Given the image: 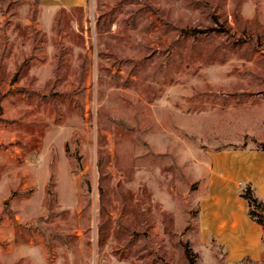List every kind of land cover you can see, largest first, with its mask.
Masks as SVG:
<instances>
[{"label": "rangeland", "instance_id": "obj_1", "mask_svg": "<svg viewBox=\"0 0 264 264\" xmlns=\"http://www.w3.org/2000/svg\"><path fill=\"white\" fill-rule=\"evenodd\" d=\"M263 144L264 0H0V264H264L200 229Z\"/></svg>", "mask_w": 264, "mask_h": 264}, {"label": "crops", "instance_id": "obj_2", "mask_svg": "<svg viewBox=\"0 0 264 264\" xmlns=\"http://www.w3.org/2000/svg\"><path fill=\"white\" fill-rule=\"evenodd\" d=\"M47 7L84 6L88 0H41ZM202 198L200 229L212 235L227 252L228 260L259 259L264 251L263 225L249 216L248 203L239 194L240 184H251L264 198V150L235 149L218 155Z\"/></svg>", "mask_w": 264, "mask_h": 264}, {"label": "trees", "instance_id": "obj_3", "mask_svg": "<svg viewBox=\"0 0 264 264\" xmlns=\"http://www.w3.org/2000/svg\"><path fill=\"white\" fill-rule=\"evenodd\" d=\"M260 149L264 150V144L260 147ZM239 194L244 199H246L248 203L249 216L252 218V220L262 225L263 219L261 217V213L258 211V208L264 202L259 201V197L256 193L255 188L251 184L247 183L246 185L240 188ZM186 253L188 254V256L191 255L189 248L187 249Z\"/></svg>", "mask_w": 264, "mask_h": 264}]
</instances>
